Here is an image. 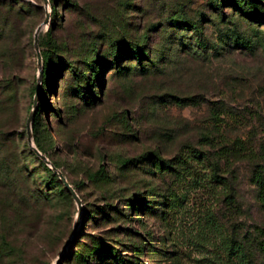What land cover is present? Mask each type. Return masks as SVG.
<instances>
[{"label": "rangeland", "instance_id": "374dc122", "mask_svg": "<svg viewBox=\"0 0 264 264\" xmlns=\"http://www.w3.org/2000/svg\"><path fill=\"white\" fill-rule=\"evenodd\" d=\"M242 1L0 0V264L113 261L95 240L128 264H264V16ZM47 10L38 138L79 214L27 138Z\"/></svg>", "mask_w": 264, "mask_h": 264}, {"label": "trees", "instance_id": "16d2710c", "mask_svg": "<svg viewBox=\"0 0 264 264\" xmlns=\"http://www.w3.org/2000/svg\"><path fill=\"white\" fill-rule=\"evenodd\" d=\"M264 0H248V1H242L241 3H239V5H243L244 7L247 6V8L250 10V12L254 13L255 15L258 13H261L264 16ZM237 4V3H236ZM52 8L54 9V5H52ZM178 24H180V22L178 21ZM196 26H194L195 28ZM51 31V29H46V32L49 34V32ZM38 44H40L38 42ZM41 54V60H42V78L45 77V75L48 74V70H49V55L47 51H40ZM141 57V55H140ZM91 74L92 77H96L97 76V72L98 70L94 68V66H92L91 68ZM87 84H93V81H95V79L91 78V77H87L85 79ZM44 83L46 84L47 82L45 80L41 81V89H40V94H39V99H38V105L34 114V119L32 122V132H33V140L34 143L36 145V147L43 153L46 154V156L53 162L54 165H56L57 167H59V164L57 162H55L53 159H51V157L48 155V153L46 152V149L44 148V145L42 144V142L40 141V139L38 138V132H39V128L41 123V114L43 113V111H47L48 109L46 108V104L44 103V100L42 98V88ZM28 138V137H27ZM29 142V141H28ZM31 154L36 158L37 161H39V163L43 166L44 170L47 172L48 174V178L52 181L55 182L56 185L58 186L59 191L65 193L66 196H70V194L68 193V189L66 188V186L64 185V183L62 182V180L60 179V177L58 176V174L52 169V167L47 164L43 159H41L36 152L32 149L29 148ZM66 176V175H65ZM257 178L259 183L261 184L262 187H264V174L261 175L260 173L257 174ZM68 179V178H67ZM69 180V179H68ZM70 181V180H69ZM70 183L73 184V186L76 188L78 194L79 190L77 189V186L75 183L71 182ZM68 191V192H67ZM67 193V194H66ZM81 197V195H80ZM45 198V197H44ZM135 197H131L130 198V205L131 207L136 208L137 204L135 203ZM260 201L261 204L264 206V193L262 192V194L260 195ZM147 205V204H146ZM3 245H1V249H5V248H10L11 244L9 242H7L6 240H2ZM104 243H101L97 240L94 241V245L93 247L89 250L88 255H90L91 257H96V259L102 255H108V257H111L113 259V261L111 260H105V262H107V264H128L126 263V260L124 259V257L122 256H118L117 253L115 252V250H112L110 248V246L108 247H104Z\"/></svg>", "mask_w": 264, "mask_h": 264}, {"label": "water", "instance_id": "95a60500", "mask_svg": "<svg viewBox=\"0 0 264 264\" xmlns=\"http://www.w3.org/2000/svg\"><path fill=\"white\" fill-rule=\"evenodd\" d=\"M45 5H48V0H43ZM50 19V13L47 10L45 19L44 21L36 28L35 33H34V49L36 52V60H37V65H38V86L36 88L35 94H34V100H33V105L32 109L30 111V114L27 119V137L28 141L30 144V147L36 152V154L43 159L47 164H49L52 169L58 174L70 194L73 196L74 200L76 201L77 207H78V214L80 213L82 209V201L81 197L78 194L76 188L73 186L72 183L67 179L63 171L57 167L56 165L53 164V162L46 156L45 153L41 152L35 145L34 140H33V132H32V122L34 119V114L38 105V97H39V92H40V84H41V73H42V60H41V54L38 46V37H39V32L42 30V28L49 22Z\"/></svg>", "mask_w": 264, "mask_h": 264}, {"label": "bare ground", "instance_id": "6f19581e", "mask_svg": "<svg viewBox=\"0 0 264 264\" xmlns=\"http://www.w3.org/2000/svg\"><path fill=\"white\" fill-rule=\"evenodd\" d=\"M46 28V26H44Z\"/></svg>", "mask_w": 264, "mask_h": 264}]
</instances>
